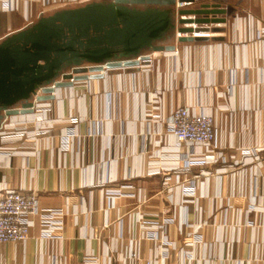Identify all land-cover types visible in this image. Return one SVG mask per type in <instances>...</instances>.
I'll return each mask as SVG.
<instances>
[{
    "label": "crops",
    "instance_id": "crops-1",
    "mask_svg": "<svg viewBox=\"0 0 264 264\" xmlns=\"http://www.w3.org/2000/svg\"><path fill=\"white\" fill-rule=\"evenodd\" d=\"M227 1L226 29L210 40L60 90L47 117L30 115L35 128L53 125L34 141L14 148L1 132L23 116L6 121L0 191L36 193L65 215L56 238L37 217L25 243H0V264H264V0ZM70 89L75 113L62 98ZM186 104L216 115L222 155L189 169L148 115Z\"/></svg>",
    "mask_w": 264,
    "mask_h": 264
},
{
    "label": "water",
    "instance_id": "water-1",
    "mask_svg": "<svg viewBox=\"0 0 264 264\" xmlns=\"http://www.w3.org/2000/svg\"><path fill=\"white\" fill-rule=\"evenodd\" d=\"M229 15L227 0H88L41 12L0 39V129L60 90L208 41Z\"/></svg>",
    "mask_w": 264,
    "mask_h": 264
},
{
    "label": "built area",
    "instance_id": "built-area-1",
    "mask_svg": "<svg viewBox=\"0 0 264 264\" xmlns=\"http://www.w3.org/2000/svg\"><path fill=\"white\" fill-rule=\"evenodd\" d=\"M73 1L76 3L78 0H42L45 5H50L51 3L66 5L74 3ZM15 2L17 0H3L0 2V10H8L7 12L10 14L11 11L18 7V4H15ZM186 4L188 3L181 2L178 3V6ZM174 53L176 55L179 54V48L174 50ZM30 115H22V119L14 120L10 124L8 131L4 130L1 132L6 140L12 142L14 148L18 149L25 140L34 141L40 134L47 133L53 128V125L47 123H42V126L38 128L31 126L30 124L33 122V119ZM148 115L156 120L161 121L162 119V122L166 124L168 134L174 137L180 151L183 153L180 156H185L186 158L187 169L195 163L201 162L205 164L215 162L221 158V154L218 156L213 154V145L218 125L217 117L212 112L195 110L191 105L186 104L178 108H168L164 117L154 113H148ZM39 117L43 119L47 117V113H40ZM69 127L70 125L68 124L66 128ZM195 153H200L203 156L202 160L193 159L192 157L196 155ZM254 158L260 160L258 154ZM117 193L124 196L131 195L120 190ZM64 215L65 211L63 209H45L41 207L36 193L25 192L12 187L5 188L0 191V243H25L30 237L31 228L35 225L37 217L41 219L44 236L56 238L63 229ZM138 252V250H135L131 253V256L138 258ZM91 258V256L88 258L87 264L92 261ZM116 264L136 263L120 261ZM143 264L159 263L153 259H149Z\"/></svg>",
    "mask_w": 264,
    "mask_h": 264
},
{
    "label": "rangeland",
    "instance_id": "rangeland-1",
    "mask_svg": "<svg viewBox=\"0 0 264 264\" xmlns=\"http://www.w3.org/2000/svg\"><path fill=\"white\" fill-rule=\"evenodd\" d=\"M2 1L3 0H0V2ZM79 1H76V3L73 1L74 3H70V4L73 5V4L82 3ZM86 1L88 0H85V1L83 0V2H86ZM16 3L18 4V7L15 8V10L11 11L10 14L9 12H7L8 10H0V37H3L6 33L22 28L25 24L30 22V20L35 19L41 12L49 13L56 8L65 6V5H59V4H54V3H51L50 5L49 4L45 5L44 2H42V0H17L15 4ZM70 4H66V5H70ZM62 95H61L62 98L63 97L65 98L64 99L65 104L68 105L70 108H72L69 113H75L73 111V107L75 109L76 104H77V97H76L75 90L70 89L64 92V94ZM60 99L59 101H61ZM45 103L40 104L39 109L35 113H51V105L47 106L48 103H51V101H48ZM155 108H157V105H155Z\"/></svg>",
    "mask_w": 264,
    "mask_h": 264
},
{
    "label": "trees",
    "instance_id": "trees-1",
    "mask_svg": "<svg viewBox=\"0 0 264 264\" xmlns=\"http://www.w3.org/2000/svg\"><path fill=\"white\" fill-rule=\"evenodd\" d=\"M2 20V19H1Z\"/></svg>",
    "mask_w": 264,
    "mask_h": 264
}]
</instances>
